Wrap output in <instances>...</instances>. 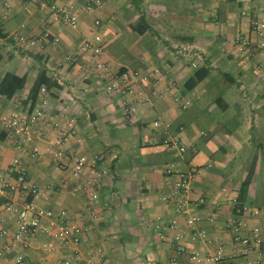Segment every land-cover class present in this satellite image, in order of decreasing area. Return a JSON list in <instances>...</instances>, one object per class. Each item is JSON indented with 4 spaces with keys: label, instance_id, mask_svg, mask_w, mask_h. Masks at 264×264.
<instances>
[{
    "label": "crops",
    "instance_id": "0c3cea01",
    "mask_svg": "<svg viewBox=\"0 0 264 264\" xmlns=\"http://www.w3.org/2000/svg\"><path fill=\"white\" fill-rule=\"evenodd\" d=\"M55 1L76 4L78 27L53 22L36 2L11 0L8 16L0 3V79L6 72L28 76L25 88L12 98L0 95V116L29 107L27 96L39 68L46 67L59 84L52 90L44 126L47 135H40L25 152L16 147V138L0 119V167L5 172L19 158L39 186V207L56 214L66 211L70 218L83 221L86 231L80 245L60 246L53 252L43 248L50 236L38 232L26 245L0 254V264H16L18 253L30 264H59V258L72 257L89 264H173L175 259L191 264L186 255L178 254L179 244L190 250L217 248L215 243L188 239L194 228L188 226L189 216L205 213L211 219L196 227L218 238L231 254L238 221L233 204L247 180L246 202L261 214L246 221L249 228L260 225L264 231V52L257 44L264 36L260 38L250 24L264 22V0H103L102 6L88 13L83 8L90 0ZM242 10L249 12V18L240 19ZM96 19L102 21L99 28ZM95 32L104 37L100 58L114 72L139 70L148 76L140 84L142 92L129 118L123 104L132 102L133 96L123 90L107 94L108 80L96 67V58L82 48L83 40ZM46 33L58 43L27 46L17 40L19 34L41 37ZM237 36L254 44L256 54L250 59L235 44ZM68 54L79 60L68 64ZM202 67L209 74L193 90H186L185 83ZM171 84L174 87L167 90ZM175 93L189 96L190 107L180 109ZM70 118L76 126L63 147L76 154L63 161L72 167L79 156L101 155L108 168L94 201L87 192L76 190L77 179L64 172L55 158L59 146L52 143L56 135L52 122L67 126ZM157 119L169 124L159 134L154 131ZM173 136L187 145L183 155L164 144V138ZM170 164L195 173L187 212L163 200L172 191L165 175ZM7 197L19 203L25 199L19 191ZM202 197L205 203L200 204ZM93 209L97 217L91 215ZM0 218V227L7 231L0 238L1 250L19 220L4 209L3 202ZM174 219L179 221L178 229L165 230ZM56 225H51L53 230ZM178 231L183 233L180 239ZM257 257L254 252L250 258ZM239 264H249L248 259Z\"/></svg>",
    "mask_w": 264,
    "mask_h": 264
},
{
    "label": "built area",
    "instance_id": "2783aa9c",
    "mask_svg": "<svg viewBox=\"0 0 264 264\" xmlns=\"http://www.w3.org/2000/svg\"><path fill=\"white\" fill-rule=\"evenodd\" d=\"M36 2L39 7L46 11L47 16L55 23L63 26H70L73 28L78 27L79 18L78 10L75 3L59 4L55 0H25ZM4 15L8 16L12 10L11 0H0ZM103 5V0H90L83 8L86 13L90 12L95 6L100 7ZM250 14L247 10L240 12L241 18H249ZM253 30L260 38L264 36V22L263 21H250ZM96 27H101L102 21L95 20ZM49 34L37 37L27 34H19L17 36L18 42L23 45L33 46L40 41L51 42L56 45L58 39L53 41L49 40ZM235 44L238 46L239 51L244 55L245 59H250L256 54L254 44L245 37L237 36ZM258 44V48L264 52V39ZM82 48L90 52L95 58V65L103 72L107 83L105 85V92L113 94L117 91H125L133 96L132 102L125 101L123 104L124 114L127 118L135 105L138 94L142 92L140 84L142 80L148 79V76L143 75L139 70H124L114 72L112 68L103 61L100 57L104 51V37L101 32H95L92 37L85 38L82 42ZM188 50L183 48L182 51ZM198 59L203 58V54L196 53ZM68 64H72L79 60L78 56L68 54L65 58ZM196 66V61L193 62ZM174 87L171 84L167 90ZM162 96V94H160ZM50 92L43 86L41 88L40 96L34 108L29 110L15 109L8 114L0 116L6 131L16 138V147L25 152L28 147L36 142L40 135H47L44 130L45 123L47 122L48 109L50 106ZM174 101L180 109H187L190 107L192 101L189 96H184L175 93ZM30 106V105H28ZM56 135L52 143L59 146L55 152V158L58 159L60 168L65 172L69 171L77 179L78 184L76 190L85 191L88 193L90 200L94 201L99 197L98 185L107 172L108 168L103 164L101 155L92 157L79 156L77 157L72 167L64 160L69 154L72 156L76 154V150H67L63 147L65 139L67 138L71 129L75 128V120L70 118L67 120L66 125L62 126L59 122H52ZM169 124L162 119L154 121V131L159 134L160 128ZM164 144L175 147L179 154L183 155L189 149L187 145L181 140L179 136L166 137L163 140ZM1 149V145H0ZM195 151V150H194ZM165 175L168 182L172 186L170 195H165L163 200L165 202L175 203L176 210L187 212L191 204V192L196 181L195 173L192 170H181L174 164H170L165 169ZM12 191L21 192L25 199L19 203L7 197V194ZM40 189L38 184L29 176L28 169L21 162L19 158H15L7 171L1 170L0 167V202H3L4 209L7 212L15 213L18 216L19 224L18 229L14 235L4 243L0 250V254L6 251L16 249L17 247L27 244L29 238L38 233H44L50 236V239L43 244V248L47 252H53L58 247H70L80 245L83 242L84 232L86 231L85 223L78 218H70L66 211L56 214L52 210L39 207L37 200L40 196ZM5 200V201H4ZM199 203H205V198H199ZM233 213L238 217V221L234 226L233 241L235 247L231 254L225 251V245L219 242L216 237H211L204 228L196 227V224L203 220H210V214H191L188 218V226L194 227L188 239L191 241H202L204 243H215L216 251H201L199 249L190 250L186 245L179 244L177 252L180 255H186L191 264H208V263H222L228 262L230 264H239L242 259H248L249 264H264V231L260 225H255L249 228L246 217H258L261 210L247 202H240L239 199L234 200ZM93 217H97L98 213L93 209L91 211ZM43 218L50 219L49 223H45ZM55 218L58 225H56ZM2 219L0 218V223ZM57 226L53 230L51 225ZM179 221L174 219L165 230L178 229ZM7 231L0 227V238L5 236ZM183 237L182 231H178L176 238ZM254 252L258 253L257 258H250ZM59 264H89L87 261L80 259H62L59 258ZM16 264H30L23 253H18L16 256ZM173 264H184L180 260H173Z\"/></svg>",
    "mask_w": 264,
    "mask_h": 264
},
{
    "label": "trees",
    "instance_id": "16d2710c",
    "mask_svg": "<svg viewBox=\"0 0 264 264\" xmlns=\"http://www.w3.org/2000/svg\"><path fill=\"white\" fill-rule=\"evenodd\" d=\"M138 31H142L137 28ZM3 59V53L0 49V62ZM209 74V69L202 67L198 69L192 77L185 83V89L188 91L193 90L200 81H202ZM28 81V76H19L13 72H6L0 79V95L12 98L19 90L25 88ZM45 86L52 95V90L58 87L59 84L47 73V68H39L36 78L29 90L27 102L29 103V110H32L39 99L41 88ZM249 180L245 181L240 190L238 197L240 202H246V194L248 191Z\"/></svg>",
    "mask_w": 264,
    "mask_h": 264
},
{
    "label": "rangeland",
    "instance_id": "374dc122",
    "mask_svg": "<svg viewBox=\"0 0 264 264\" xmlns=\"http://www.w3.org/2000/svg\"><path fill=\"white\" fill-rule=\"evenodd\" d=\"M140 46H141V45H138V48H139V49L143 48V46H141V47H140ZM144 48L147 49L146 47H144ZM145 51H149V50H145Z\"/></svg>",
    "mask_w": 264,
    "mask_h": 264
}]
</instances>
